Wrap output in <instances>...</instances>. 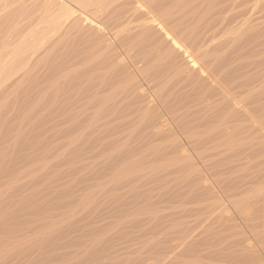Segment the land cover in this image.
I'll return each instance as SVG.
<instances>
[{
  "label": "bare ground",
  "instance_id": "6f19581e",
  "mask_svg": "<svg viewBox=\"0 0 264 264\" xmlns=\"http://www.w3.org/2000/svg\"><path fill=\"white\" fill-rule=\"evenodd\" d=\"M0 180L3 264H264V0H0Z\"/></svg>",
  "mask_w": 264,
  "mask_h": 264
},
{
  "label": "rangeland",
  "instance_id": "374dc122",
  "mask_svg": "<svg viewBox=\"0 0 264 264\" xmlns=\"http://www.w3.org/2000/svg\"><path fill=\"white\" fill-rule=\"evenodd\" d=\"M49 132H51V131L48 130V134H49V135H50L51 133H53V132H51V133H49ZM54 133L56 134V132H54ZM54 133L51 134V135H55ZM46 134H47V133H46ZM48 134H47V135H48ZM47 135H46V136H47ZM56 136H57V139H58V138H59L58 135H56ZM47 137H48V136H47ZM53 137H54V136H52V138H53ZM54 138H56V137H54ZM54 138H53V139H54ZM50 141H51V140H50ZM55 141H56V139H55ZM58 141H60V138H59V140H57V142H58ZM63 141H64V140H63ZM63 141H62V142H63ZM52 142L55 143V144L57 143V142H54V140H53ZM62 142H61V144H62ZM59 143H60V142H59ZM63 143H65V142H63ZM56 145L58 146V144H56ZM59 147H61V145H60ZM59 147H58L57 149H60ZM62 147H64V146L62 145ZM62 147H61V148H62ZM60 150H62V149H60ZM63 150H64V149H63ZM63 150H62V151H63ZM62 151H61V152H62ZM69 163H71V162H69ZM69 163H68V165H64V167H60V170H61L62 168H64V169H62V171H64V172L66 171L65 173H64V172H61V173H63V174H61V176L66 175V177L63 176L65 179L62 178V177L60 176V177L62 178V181H63L62 183H63V184H64V182H66L67 180L69 181V180H72V179L74 178V174H75V172L72 171V173H74V174H71V172H70L71 170H70V171L67 173V171H68L67 169H68V168H67V169L65 168V167H69V169H70V166H71V165L69 166ZM160 163H161V162H160ZM65 164H66V163H65ZM161 164H162V163H161ZM154 166H155V165H154ZM158 166H160V165H158ZM168 172H169V171H168ZM68 174H70L71 176H69ZM83 174H84V173H83ZM72 175H73V177H72ZM171 175H172V174H171ZM179 175H180V174H179ZM179 175H178V176H179ZM85 176H87L86 173H85ZM181 176H182V175H181ZM87 177H88V176H87ZM87 177H84V178H87ZM66 178H67V180H66ZM166 178H167V176H166ZM168 178H170V180H171V179L179 178V177H177V174H176V175L173 174L172 176L168 175ZM5 179H6V178H5ZM7 179H8V178H7ZM7 179H6V180H7ZM167 180H168V179H167ZM170 180H169V181H170ZM0 181H1V180H0ZM58 181H59V182H58ZM58 181H56V182H58L57 185H58L59 183L61 184L60 180H58ZM54 184H55V183H54ZM60 184H59V185H60ZM59 185H58V186H59ZM61 185H62V184H61ZM55 186H56V185H55ZM24 188H25V187H23V190H22V191H25V190L27 191V187H26L25 189H24ZM22 191H20V192L17 193V194H14V195H13L12 193H10V194L12 195V196L10 195L11 197L8 196V195L4 196V199L7 198V199L5 200V202H4V199L1 197V199H0V202H1V205H0V212H1V213H0V216H1V217H0V219H3V217H6V215H7V212L4 213V212H5V211H4V210H5V206H7L6 209H10V207L13 205V201H14V202H16V201L18 202L19 200H21V198L28 197L27 194H29V192L27 191V192H26V195H25V194H22V193H23ZM24 193H25V192H24ZM180 193H181V192H179L178 194H180ZM182 193H185V194L187 193V191H186L185 188H183V192H182ZM182 193L180 194V199H181L183 196H184V197H183V200H185V199H184L185 197H186V199H187V198H188V196H187L188 193H187L186 195L184 194L183 196H182ZM29 195H31V193H30ZM18 196H19V197H18ZM9 197H10V199H9ZM11 198H13V199H11ZM15 198H16L17 200H16ZM8 199H9V200H8ZM14 199H15V200H14ZM181 200H182V199H181ZM183 200H182V201H183ZM6 201H7V202H6ZM3 202H4V203H3ZM9 202H10V203H9ZM2 203H3V204H2ZM2 205H3V206H2ZM3 207H4V208H3ZM187 207H188L187 209H189L190 206L187 205ZM193 207H194V206L192 205V207H190V209H191V208L193 209ZM16 208H18V207H17V206H12V207H11V210H10V211H12V209H13V210L15 211V213H14L13 215H11L12 217H11V216H8V217H7L8 219H11V218L13 219V218L15 217L16 213H18V212H19V215L17 214V216H21V215L24 214V211H23V214H22V212L18 210L19 208H18V209H16ZM1 209H3V210H1ZM17 210H18V212H16ZM2 211H3V212H2ZM2 213H4L5 216H4V214H2ZM191 213H192V215L194 214L193 212H191ZM191 213H189V215H190ZM196 214H197V213H196ZM198 214H200V215L202 214V215H203V213H198ZM232 214H233V213H232ZM2 215H3V216H2ZM233 215H234V214H233ZM194 216H195V218L198 217V215H195V214H194ZM190 217H191V215H190ZM190 217H188V218H190ZM202 217H204V216H202ZM202 217H198V218H199V219L201 218L200 220L202 221V219H203ZM234 217L237 218L235 215H234ZM30 218H31V217H30ZM193 218H194V217H193ZM193 218L191 217L190 220H189V219H187V220H189V222H191ZM195 218L193 219V221L197 219V218H196V219H195ZM12 219H11V220H12ZM33 219H34V218H33ZM33 219L31 218L32 221H33ZM4 220H5V221H8V222H5V223H6L7 226L9 227V226H10L9 224H10L12 221H10V220H6V219H4ZM31 220H28L29 223H25L26 225L23 224L22 227H18V228L15 227V228H16L15 230L12 229L13 231H18V232H16V233L19 234V236H18L17 234H15L17 238H15L14 241H13V240H8V239L6 238V235H2V234L0 235V236H1V237H0V239H1V240H0V244L2 243L1 246H0V264H3L2 262L5 260V257H4V255H5V253H6V252H4L5 249L10 248V247H11L10 245H12V244H14V243H16L17 246H18V245H21V246H22L23 243H24L23 240H24V235H25V234H26L25 237H32V234H33V233H32V232H33L32 229H34V228H32V227H33V225H34V227H35L36 224H35V221H34V224H32L33 222H31ZM237 220L240 221L238 218H237ZM237 220H235V223H236V224L238 223ZM9 221H10V222H9ZM236 221H237V222H236ZM30 222H31V224H30ZM214 222H215L214 224L212 223L213 225L211 224V229H210L211 237H212V238H211V241H212V242H211V245H212V246H211V247H212L211 250H213V245H214V244L216 245V247L214 246L216 249L225 248V247H220V246H222V245H219V244L217 245V244H216V242H218L219 240H216V241L214 240V239L217 238V237H216V238L213 237L214 234L217 233L218 231H222V230H223V229H222V230L220 229V227L223 228V226H221V225H222L221 223H217L216 221H214ZM13 223H14V221L12 222V224H13ZM216 223H217V224H216ZM12 224H11V225H12ZM27 224H29V225H27ZM197 224H198V223H197ZM13 225H14V224H13ZM13 225L10 226V228H14ZM24 225H25V226H24ZM193 225H195V228H196L197 230L194 228ZM198 225H200V226H197L195 223L192 224L193 228L195 229V232H200V231H202V227L204 226V223H202V225H201V222H200V224H198ZM238 225H239V227H240V226H243V225H240V223H239ZM214 226H215V227H214ZM30 227H31V228H30ZM21 228H22V229H21ZM200 228H201V229H200ZM213 228H214V231H213ZM29 229H30V230H29ZM240 229H241L243 232L246 230L244 227H243V229H242V227H241ZM21 230H22V231H21ZM187 230H189V228H187ZM191 230H192V227H191ZM191 230H190V231H191ZM215 230H216V231H215ZM19 231H20L21 233H19ZM30 231H31V232H30ZM29 232H30V233H29ZM24 233H25V234H24ZM31 233H32V234H31ZM245 233H247V232L245 231ZM23 234H24V235H23ZM247 234H248V233H247ZM247 234H246V235H247ZM212 235H213V236H212ZM22 236H23V237H22ZM247 236H249V234H248ZM6 239H7V240H6ZM218 239H219V238H218ZM18 243H19V244H18ZM175 243H176V242H175ZM172 244H174V243H172ZM224 244H225V243H224ZM231 247H232V249H233V245H232ZM231 247H230V248H231ZM201 248L203 249L204 247H201ZM195 255H196V254H195ZM201 255H202V253H201ZM201 255H200V256H201ZM188 256H189V255L180 256V257L175 258V259H173V260H171V261H172V262H173V261H176V262H174L175 264H185V263L188 262V260H189V261L194 260V257H193L192 255H190L192 258H190V256H189V257H188ZM202 256H204V255H202ZM202 256H201V257H202ZM2 257H4V260H2V259H3ZM184 257H185V258H184ZM186 257H188V258H186ZM209 257H210V258H209ZM197 258H199V255H197ZM215 258H216V259H215ZM218 258H219V257H218ZM218 258H217V256H208L206 259L204 258L206 261H205L204 259H202V262H203V263L205 262L206 264H211V263L213 262L212 264H215V262H220L221 258H219V259H218ZM182 260H183V261H182ZM215 260H216V261H215ZM150 261H151V262H150ZM152 261H153V260H149V261H148V259H147L146 264H163V263H155L154 261H153V262H152ZM186 261H187V262H186ZM214 261H215V262H214ZM167 262H170V260L167 259ZM167 262H165V263L168 264ZM221 263H222V264H223V263H224V264H229V263H227V262L225 263L224 261H221ZM218 264H220V263H218ZM232 264H233V263H232Z\"/></svg>",
  "mask_w": 264,
  "mask_h": 264
}]
</instances>
